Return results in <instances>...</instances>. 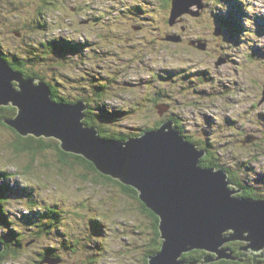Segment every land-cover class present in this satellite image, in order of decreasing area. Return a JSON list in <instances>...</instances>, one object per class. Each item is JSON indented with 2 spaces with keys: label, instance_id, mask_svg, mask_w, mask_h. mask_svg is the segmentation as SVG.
Wrapping results in <instances>:
<instances>
[{
  "label": "rangeland",
  "instance_id": "obj_1",
  "mask_svg": "<svg viewBox=\"0 0 264 264\" xmlns=\"http://www.w3.org/2000/svg\"><path fill=\"white\" fill-rule=\"evenodd\" d=\"M10 1H19V13L11 9ZM116 2L119 0L58 1L52 10L44 9L48 12L46 17L53 20L51 31L45 33L31 31V26H27L35 13L43 9V0H0V47L23 51L25 45L22 48L21 45L30 31L37 35L34 46H39L37 40L43 43L45 39L61 35L91 38L101 43L106 51L114 53L107 59L113 68L105 60L103 69L114 73L118 80L117 87L113 86L110 91L119 90V96L112 97L110 105L114 109L123 107L133 111L125 118L111 115V119L104 122L105 126L133 132L139 127L155 125L160 118L168 117L166 121H169L171 116H176L191 139L201 142L208 137L219 148L218 157L222 162L239 169V164L229 158L242 161L244 179L264 188V0H205L201 15L185 14L172 29L166 24L164 9L160 6L154 22L151 21L153 25L145 31H136L139 28L133 29L130 25L141 22L143 27L147 25L143 22L148 21L142 18L145 11L149 17L156 12L153 0ZM115 3V8H110L113 12L126 7L137 13L133 20L128 19L129 15L123 18L126 14L123 9L114 15L117 20H125V23L119 21L120 28L129 30L127 33L132 35L127 43L120 30L115 39L111 42L106 39L103 43L95 36L99 33L98 24L91 21V13L86 14L89 10L101 16L102 8ZM80 6L84 11L81 12ZM169 14L168 11L167 17ZM104 21L116 28L110 20ZM115 24L117 26V22ZM217 26L223 27L220 35L214 34ZM14 27L24 35L13 33ZM166 30L177 33L181 40L167 39L163 33ZM199 38L208 42L207 49L191 44ZM33 50L36 47H32ZM32 54L29 53L28 58ZM221 57L225 62L217 65ZM42 62L36 66L37 72L49 80L50 73ZM71 67L59 69L78 76L79 71ZM56 83L65 93H71V85L66 80L57 79ZM13 84L17 86V81ZM154 89H157L155 94L148 92ZM135 98L143 102L142 107ZM156 103H159L157 107ZM14 134L0 125V172H4L0 175V204L7 212L2 217L7 222L0 227V234L12 239L18 252V257L4 264H35L36 252L49 246L57 249L63 264H143L144 253L152 248V219L143 211L138 199L74 160L61 161L54 148L35 153L18 151L20 142L15 140ZM53 139L58 140L51 137L49 141ZM35 143L31 144L35 146ZM50 207L58 209L60 214L52 218L58 223L53 221V228L49 229L50 219L46 215ZM39 225L44 229L42 234L40 230L35 231ZM74 231L79 233V239L72 252L66 246L71 243ZM35 233L40 236L39 240L27 246ZM234 242L229 241L223 247L234 253ZM53 259L57 260L55 264L61 262V258Z\"/></svg>",
  "mask_w": 264,
  "mask_h": 264
},
{
  "label": "water",
  "instance_id": "obj_2",
  "mask_svg": "<svg viewBox=\"0 0 264 264\" xmlns=\"http://www.w3.org/2000/svg\"><path fill=\"white\" fill-rule=\"evenodd\" d=\"M204 9L205 0H172L170 22L174 25L185 14L199 16ZM221 33L217 26L214 34ZM167 36L181 40L174 33ZM191 44L208 47L203 39ZM224 62L221 57L217 65ZM4 105L17 107V115L4 120L23 136L55 137L62 150L83 156L102 174L138 190L140 199L159 216L163 238L162 248L147 264H184L183 254L197 248L208 252L206 264L236 259L223 245L240 240L247 243L243 249L264 255V199L237 195L242 189L231 187L227 170L202 166L206 151L186 139L175 121L125 140L105 138L97 127L86 126V101L55 102L45 80L26 77L0 54V107ZM4 250L0 243V252ZM55 261L46 257L38 264Z\"/></svg>",
  "mask_w": 264,
  "mask_h": 264
},
{
  "label": "trees",
  "instance_id": "obj_3",
  "mask_svg": "<svg viewBox=\"0 0 264 264\" xmlns=\"http://www.w3.org/2000/svg\"><path fill=\"white\" fill-rule=\"evenodd\" d=\"M58 1H61V0H43V2H44L43 7H42L43 9H39L38 12H36L35 15L33 16L35 18H33V20H31L27 24V26L28 25L31 26V28H32L31 31L32 30H38V31L45 32V33L51 31L50 30L51 29L50 23L53 20L46 17L47 11L44 9L45 8H51V10H52L53 9L52 6L57 5ZM121 1L122 0H119V2H116V3H121ZM85 2L91 3V2H93V0H85ZM153 2L156 5L153 8L154 10H156V12H154L152 14V16L149 17V16H147L148 12L145 11V14H143L145 16H144V18H142V20L148 21V22H143L144 24H147L148 26L146 25L143 27L142 22L137 23V24L131 23L130 28L135 29L136 27H138L139 29L136 28L135 29L136 31L141 30V29H142V31H145L147 29V27H149V25H153L152 22H154L153 20H155V15H156L158 8L160 6L164 9V15L166 16V18H165L166 24L170 26L169 29H172V26H174L178 22L180 23L182 21L184 15H182L179 18L180 21H178L177 23L172 25L170 22V17L169 16L167 17V15H166L168 11L171 12L172 0H153ZM116 3L113 6H108L107 8H102L103 10L99 13L101 16L96 15L95 13H92L89 10H87V13H86V14L91 13L90 14L91 21L93 22V24H98L99 33H97L95 36L100 38L103 43H106V39H109L108 42H111L113 39H115V37H116L115 34L119 30L124 33L123 36H124V41L126 43H127V38L132 37L131 34L127 33V32H129V30L126 31V29L120 28L119 21L125 23V20H122V19L117 20V17H115L114 15H117V12L119 10L123 9V10H125V11L122 10L123 13L126 12V14L123 15V18L124 17L126 18V17H128L127 15H129L128 19L131 18L133 20L134 18H137V13H135V10H132L131 8L127 9L126 7L116 8L115 12L111 11L110 8L114 9L116 6ZM10 4H11V6H13L11 9L14 12L17 11V9L19 7L21 9L19 1H10L9 5ZM44 6H46V7H44ZM49 6H51V7H49ZM90 7H92L91 4H90ZM79 9L81 10V12L84 11V8L81 6L79 7ZM17 12L19 13L20 10ZM203 12H204V10H203ZM18 13H16V14L19 15ZM110 14H112V15H110ZM189 15L192 16L191 14H189ZM98 19H100V21H98ZM106 19L113 22L114 23L113 25L116 28L108 26L107 22L104 21ZM115 22H117V26H116ZM17 24H18V22H17ZM220 27L223 28L222 26H220ZM236 29H239V27L237 26ZM13 30H12L13 33H15L16 35L18 34L17 36H19V34L21 36L24 35L22 31H19L15 27ZM31 31H30L31 34L28 35V38L21 45V48L23 47V45H25L23 47V51H16V50H12V49L7 50L5 48V46L0 47V53H1L2 57L4 58V60L6 62L9 63V65H11L16 70L21 71L26 77L45 80L48 83V85L50 86L52 98L55 102L74 104V103H77L79 101H86L88 106H89V108L85 112L86 118L84 119V121L86 123V126L97 127L100 131L101 136H103L105 138L125 140V139L132 137V136L140 135L143 132H146V131L148 132V131L158 129L164 121L168 120V117L160 118V120L155 125L143 126L141 128L139 127V128L134 129L133 132H123L120 130H112L111 128H108L107 126L104 125V122H106L107 119H111L110 118V117H112L111 115H114L112 118H115V117L116 118H121V117L125 118V115L128 114V112L129 113L133 112V111L127 110L126 108H123V107H121L119 109H114L110 105V99L112 97L115 98V97L119 96V92H118L119 90H115L114 92L110 91V89L113 86L117 87V85L115 83H117L118 80L116 79L115 74L111 73V72H105L103 69L105 62H107V59H110V57H108V56L114 55L112 50H111V52L106 51L105 48L101 47V43L98 44L96 41H94L91 38H86V39L78 38L77 39V38H74L73 36L64 37L62 35L59 38L51 37V38L45 39V40H43V43H40L39 40H37L39 46H37V44H35V46H34V43H35L34 41L36 40L34 37H36L37 35L34 36V34ZM102 31H105V32H102ZM163 33L165 34V36H167L168 34H173L172 32H168V30L164 31ZM146 34H147V32H146ZM199 39H202V38H199ZM199 39H196V40H199ZM233 39L236 40L234 38V36H233ZM118 43H119V45H123L120 42H118ZM32 47H36V50L31 51ZM114 47L116 48L117 46H114ZM4 48L7 51H5ZM29 53H33L30 58H28V56H27ZM37 53H38V55H37ZM40 61L41 62L43 61L42 64L47 68V71L50 73L48 75V77H50L49 80L46 77L44 78L43 76H40L37 72L38 70H37L36 66L39 65ZM71 62H73V63H71ZM100 62H103V63H100ZM75 63H78V64L75 65ZM99 64H101V66ZM108 65L113 68V66L110 65L109 63H108ZM59 67L75 68L79 71V74H78V76H74L72 73H70V74L65 73L64 70H60ZM109 74L114 75V77L110 76ZM57 79L66 80L71 85V89H72L71 93L70 92L65 93L63 88H61L59 85H57V83H56ZM73 89H75V91H73ZM154 90H150L148 92L155 94L157 92V89L155 91ZM121 93H123V92H121ZM137 99L138 98H135V102L137 103V105L139 107H142L143 102L142 101L137 102ZM159 103H164V102L160 101ZM159 103H156L155 106L157 107V105ZM140 109L141 108H139L138 110H140ZM17 113H18V109H17V107H15L13 105H9V106L4 105V106L0 107V125L6 126L9 130H11L12 132L15 133L14 134V136L16 137L15 140L17 142L19 140V142H20V145L17 146L18 151L27 150V151H33L35 153V152H38L39 150L40 151L45 150L49 147L54 148L55 150H57L59 152V155L61 157V159H60L61 161L68 162V161L74 160L75 162H78L81 165L85 166L87 169L96 172L102 178H104L108 181L114 182L116 185L120 186V188L126 194H128L130 197L138 199L143 211L145 213H147L149 216H151V219H152V224H151V229H150L151 233L153 235V238L151 239V242H150L152 248L149 249L148 252L146 250V252L144 253L145 254L144 257L142 258L143 264H147L149 261V257L152 256L153 254L157 253L162 248L163 239L161 238L159 216H157L152 210H150L146 206V204L140 199L138 190L132 186H127V185L123 184L119 180L113 179L109 176L102 174L97 169V167L95 166V164L93 162H90L89 160H87L83 156L62 150V148L60 146V141H58L56 139H53L54 141L50 142L49 139H47L45 137L38 138V137H35L32 135L23 136L22 134H20V132L16 128L8 125L4 120L5 118H10V117L16 116ZM171 120L175 121L174 126L177 127L181 131L182 135L185 136L186 139H188L192 142H196V141L199 142V143H197L199 145V147L206 151V155L201 158V165L202 166H215L217 168H223V169L227 170L230 174V180L233 183V185H231L232 188H234V187L235 188H241L242 191H244L243 192L244 194H249V195L251 194L252 190L256 191L260 196L263 197L262 199H264V188H263V186L257 182H252V181H249L247 179H244L246 172L242 168L241 164H245V163H243L242 161L237 160V159L234 160L232 158H229L230 160H233L235 163L239 164L240 168L235 169L236 166L229 167V165L226 164L227 162L226 163L222 162L219 159V157H218V152H219L218 149L219 148L215 147L216 145L212 140H209L208 137H205V139L201 140V142L198 139L197 140L191 139V137L188 134H186L184 132V130L182 129V127L178 124V118H176V116H171ZM106 129H108V131ZM34 142H37V143H35L36 144L35 146L31 144ZM52 142H54V144H52ZM253 143H254V146H257L256 141H254ZM27 171H30V169L28 168ZM2 173H4V172H0V175H2ZM250 182L256 184L257 186H253ZM260 187H262V188H260ZM243 188H244V190H243ZM259 199H261V198H259ZM38 207L42 208L40 206H38ZM42 210L46 211V208L43 207ZM45 211H44V213H45ZM6 213L7 212H5V209L3 208V204H0V227H2L5 222H7V219L6 220L2 219L3 216L5 217L7 215ZM57 214H60L58 209H56L55 207L48 208V212H47L46 216L50 219V222L48 223L49 226H47V228H49V229L53 228V221L57 222V220L52 221V218H54ZM41 226L42 225H39L40 228L38 227V229L35 231L40 230V233H41V231L43 233L44 229H42L43 227H41ZM48 230H46V231H48ZM72 234H73V236H72ZM71 236H72L71 243L69 245H67L66 248L73 252V246L79 239V233L77 231H74L73 233H71ZM11 238H14V236ZM39 238H40V236H36V233H35V237L33 239H31V241L27 242L26 245L29 246L32 244H36V242L39 240ZM36 239H37V241H36ZM11 241H12V239L5 237L3 234L2 235L0 234V243H3L5 245V250L3 252H0V264H4V262L8 261L10 258L18 257V252L15 249L16 247L13 246L14 242H11ZM28 243H30V244H28ZM64 243H65V241H63V245H65ZM242 244L240 245L241 249L239 248L240 250L238 251V253H233L234 256L236 257V259L223 258L221 260H215L209 264H240V263H238L239 261L244 262L243 264H254L255 261L254 262L251 261L252 258L250 259V257L245 254L246 250L243 249L244 246L247 245V243L246 244L242 243ZM71 247H72V249H71ZM210 253L214 254L213 252H210ZM207 254H208V252L206 250H202V249L197 248V249H194L192 251L184 253L181 259L183 261H186L187 263H190V264H193L194 261H197L198 264H206L204 261H205V256ZM36 255H37L36 260H38L41 257L42 258H46V257L60 258L61 257L59 252L57 251V249L54 246L45 247L43 249L40 248L36 252ZM252 255L254 256V254H252ZM214 256H216V255H214Z\"/></svg>",
  "mask_w": 264,
  "mask_h": 264
},
{
  "label": "flooded vegetation",
  "instance_id": "obj_4",
  "mask_svg": "<svg viewBox=\"0 0 264 264\" xmlns=\"http://www.w3.org/2000/svg\"><path fill=\"white\" fill-rule=\"evenodd\" d=\"M1 54V53H0ZM2 56V55H1ZM17 84H18V82H17ZM251 183V182H250ZM253 186H257L256 184H254V183H251ZM243 190H244V188H243ZM244 191H241V192H239L237 195H240V196H247V197H254V198H263L262 196H260L256 191H253L252 190V192H251V194L249 195V194H244L243 193ZM242 243H244V244H246L244 241H235L233 244H234V246H233V251H234V253H238V251L241 249L240 248V245L242 244ZM243 245V244H242ZM240 248V249H239ZM245 250V249H244ZM246 255H248L249 257H250V259H251V261H255L254 262V264H264V255L263 256H259V254H254V253H252L250 250H246V253H245ZM252 254H254V256L252 255ZM61 258V262L60 263H58V264H63L62 263V257H60ZM43 258L41 257V258H39L38 260H36V263L35 264H38L41 260H42ZM184 262V264H190V263H187L186 261H183ZM213 262V261H212ZM246 262V261H245ZM238 263H240V264H243L244 262H241V261H239ZM193 264H198V262L197 261H194L193 262Z\"/></svg>",
  "mask_w": 264,
  "mask_h": 264
},
{
  "label": "bare ground",
  "instance_id": "obj_5",
  "mask_svg": "<svg viewBox=\"0 0 264 264\" xmlns=\"http://www.w3.org/2000/svg\"><path fill=\"white\" fill-rule=\"evenodd\" d=\"M222 31H223V28H222ZM254 198V197H253ZM255 199H257V198H255ZM163 239V238H162ZM214 253V252H213ZM154 255V254H153ZM56 263H57V261H55Z\"/></svg>",
  "mask_w": 264,
  "mask_h": 264
}]
</instances>
